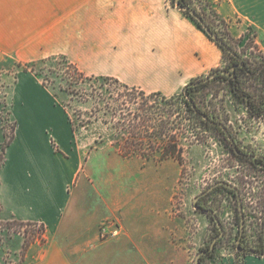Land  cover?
Masks as SVG:
<instances>
[{
    "label": "crops",
    "instance_id": "1",
    "mask_svg": "<svg viewBox=\"0 0 264 264\" xmlns=\"http://www.w3.org/2000/svg\"><path fill=\"white\" fill-rule=\"evenodd\" d=\"M217 10L254 26L264 51V0H219ZM54 55L168 96L221 58L195 20L165 0H0V68ZM25 89L20 115L8 101L17 128L0 169V219L46 227L23 263L192 264L175 211L183 164L125 156L108 125L77 128L64 105ZM107 221L119 231L103 237ZM252 255L243 264H264Z\"/></svg>",
    "mask_w": 264,
    "mask_h": 264
},
{
    "label": "rangeland",
    "instance_id": "2",
    "mask_svg": "<svg viewBox=\"0 0 264 264\" xmlns=\"http://www.w3.org/2000/svg\"><path fill=\"white\" fill-rule=\"evenodd\" d=\"M185 2V5L195 9L204 18L214 33L226 39L232 49L251 64L254 65L256 60H263L264 52L260 51L256 45L257 31L254 26L236 17H223L217 10L219 0H186ZM165 3L171 7H178L176 0H165ZM195 22L198 24L196 20ZM209 38L215 42L211 36ZM215 44L221 54L219 64L197 74L187 84L194 79L204 78L217 69L231 70L235 63L233 55L218 43L215 42ZM62 56L54 55L48 57L50 59L33 60L37 61L34 71L40 72L41 76L30 69L25 70L27 66H30L26 63L32 61L12 60L4 62L1 66L0 109L3 113L0 114V154L5 142V134H11V121L15 120V116L9 117L4 114L3 102L9 101L20 115L21 97L26 91L25 88L30 86L34 87L33 91L38 94V97L43 98L45 94H49L56 104L64 105L75 127L81 128L89 119L92 101L83 103L77 93L72 95L61 89L62 85H70L73 90L88 86L85 82L81 85L70 84L75 81L76 75L72 67H67V62L62 59ZM63 76H66L68 80H62ZM86 76L92 75L86 74ZM42 78L49 79L46 86L42 83ZM17 79L20 80L19 84ZM242 81L245 90L251 95L260 93L261 79L258 76L245 75L242 76ZM185 86L176 94L182 93ZM198 100L215 119L226 126L238 147L252 154L264 155V117L256 118L249 113L246 101L235 95L229 79L219 76L209 80L198 91ZM8 108L11 109V105ZM190 117L192 129L188 134L181 136V144L184 147L183 169L175 198V211L179 217L183 218L185 225V236L179 243L188 248L191 262L195 264L197 253L206 249L217 235L219 228L210 214L195 208L194 198L214 183L226 181L237 186L242 199L245 214L243 246L247 249L263 251L264 161L239 156L224 130H217L210 125L198 122L194 114ZM193 129L200 132L201 141L196 140ZM111 134L113 139L117 138L113 135L114 129H111ZM53 146L58 149L54 140ZM6 157L5 151L3 163ZM204 201L205 206L217 213L225 229V234L218 242L215 252L212 256L205 258L204 264H243L247 253L240 251L237 247L241 226L238 196L224 186H218ZM45 233L46 227L43 230L41 223L21 224L1 221L0 264H24L23 258L27 248L32 243L42 242ZM252 256L255 257V255Z\"/></svg>",
    "mask_w": 264,
    "mask_h": 264
},
{
    "label": "trees",
    "instance_id": "3",
    "mask_svg": "<svg viewBox=\"0 0 264 264\" xmlns=\"http://www.w3.org/2000/svg\"><path fill=\"white\" fill-rule=\"evenodd\" d=\"M181 1L183 4H186L184 0ZM185 13L195 19L198 22L199 27L211 36L195 17L187 11H185ZM221 39L228 44L226 39L222 37ZM215 42L224 48L216 40ZM256 45L260 51H263L257 43ZM224 49L227 50L226 48ZM236 53L238 55L237 58L233 56L235 61L237 59L238 63L243 62V66L238 68L234 75L228 76L225 74H218L215 77L222 76L229 79L235 95L246 101L249 113L256 118L264 117V56L262 55V61L256 60L253 65L247 59L243 58L242 55L238 54V52ZM62 57V59L67 62V67H72L76 75L75 81L70 84L81 85L84 82L88 83V86L77 90H73L70 85L61 86L62 90L69 92L72 95L77 93L80 97L79 99L83 103L92 101V106L89 112L90 117L86 123H83L82 126H88L92 122L101 121L102 123L108 125L109 128L114 129L115 134L113 135L117 138L113 139L112 135L110 137L113 139L115 144H117L120 152L125 156L138 155L144 158H155L158 160L172 157L182 163L184 147L181 144V136L182 134H188L190 129H192L191 114L196 116L198 122L200 121L205 125H210L217 130H224L222 127L212 125L200 114L204 113L208 115L210 121H218L201 105L198 100V91L205 86L208 81L196 86L186 85L182 93L168 96L163 94L161 91L147 92L138 86L129 85L112 76H86V74L83 73L74 63L70 62L66 56ZM28 64L30 66H27L25 70H36L35 66L37 65V61L27 62L26 65ZM34 72L36 75L41 76L40 72ZM251 74L258 76L261 79L260 93L254 96L245 90L243 85L244 82L242 81V76ZM57 76H59V74H57ZM61 78L62 80H68L66 76ZM48 80L49 79L42 78V82L45 86L47 85L46 83ZM195 80L196 79L192 81ZM192 100L196 105L195 108L191 102ZM3 106L4 114L10 117L11 111L8 108L9 104L6 100L3 102ZM197 109L199 112H197ZM2 113L3 112L0 109V114ZM11 123V134H5V142L2 146L0 154V156L2 155L0 158V169L4 161L5 151L9 144L13 141L16 133L17 121L13 120ZM193 131L196 133V140L201 141L200 132L196 129H193ZM224 187L236 194L234 189L226 186ZM239 212L241 213L240 208ZM1 221H13L21 224L38 223L22 221L17 218H13L11 220L0 219V222ZM41 227L45 230L44 224H41ZM219 232L220 230L218 229L217 234ZM220 240L221 238L217 241L216 246ZM1 244L0 238V245ZM210 244L206 247V249H209ZM240 246L245 248L243 246L242 239ZM215 249L213 251H209L206 255L201 257L202 264H204L206 257L213 255Z\"/></svg>",
    "mask_w": 264,
    "mask_h": 264
},
{
    "label": "water",
    "instance_id": "4",
    "mask_svg": "<svg viewBox=\"0 0 264 264\" xmlns=\"http://www.w3.org/2000/svg\"><path fill=\"white\" fill-rule=\"evenodd\" d=\"M176 4H177L178 7H180L184 11L189 12L193 17H195L203 25V27L205 28V30L212 36V38L214 40H216L217 42H219L224 48H226L234 56H236V57L238 56L237 53L232 49V47L229 44H227L226 42H224L216 33H214L210 29V27L205 22L204 18L195 9H193L192 7H190L188 5L183 4V2L181 0H176ZM243 64H244L243 62H241L240 64H236V65H234L231 68V70L217 69V70H215L214 72H212L211 74H209L208 76H206L204 78L197 79L195 81L189 82L187 84V86H196V85L205 83V82L213 79L218 74H225V75H228V76L234 75L235 74V71H236L235 70L236 67H238L240 65H243ZM191 102L193 103V106L195 108L196 105L194 104L193 100ZM197 112H199L198 109H197ZM200 114H201V116H203V118L205 120L209 121L212 125L222 127L225 130L226 134L228 135V139L232 142L233 147H234V151L237 154H242L241 149L235 143V141L232 138L231 134L228 132L226 126L222 122H218V121H214V120L210 121V118H209L208 115H206L204 113H200ZM250 157L257 158V157H259V155L258 154H253V155H250ZM218 185H224L226 187L232 188V189H234L239 194V189L237 188V186H235V185H233V184H231L229 182H226V181H218V182L214 183L212 186H210L207 190H205L201 194H199L196 198H194V201L193 202H194L195 208L198 209V210H200V211L206 212L207 214H211L213 216L214 220L216 221L217 226H218V228L220 230V232L211 241V244H210L209 249H203V250H200L197 253L196 258H195V264H202L201 257L203 255H206L209 251H213L215 249V246H216L217 241L225 234V229H224L223 224L220 221V218L217 215V213L213 209H204V208H202L198 204V200H199V198L201 196L209 193L211 190L214 189V187H216ZM239 208L241 210V226H240V234H239V237H238V240H237V247H238V249L240 251L244 252V253L255 254L257 256H264V250L263 251H260V250H256V249H253V248L247 249V248H242L240 246L241 239H242V236H243V233H244V230H245V215L243 213V205H242V200H241L240 197H239Z\"/></svg>",
    "mask_w": 264,
    "mask_h": 264
},
{
    "label": "flooded vegetation",
    "instance_id": "5",
    "mask_svg": "<svg viewBox=\"0 0 264 264\" xmlns=\"http://www.w3.org/2000/svg\"><path fill=\"white\" fill-rule=\"evenodd\" d=\"M184 1H186V0H184ZM234 56V55H233ZM235 58H237L236 56H235ZM236 64H240V63H238V61H237V59H236V61H235V63L233 64V66L234 65H236ZM232 66V67H233ZM243 65H240V66H238V67H236V69L235 70H237L238 68H240V67H242ZM241 149V151H242V154H238L239 156H242V157H246V158H252V157H250V155H253L252 153H250V152H248V151H246V150H244V149H242V148H240ZM259 155V154H258ZM264 155H259V157H257V158H252V159H260V160H262V161H264ZM218 186H221V185H218ZM218 186H216V187H214V189L215 188H217ZM224 186V185H223ZM213 189V190H214ZM213 190H211L210 192H212ZM210 192L209 193H207V194H205V195H203V196H201L200 198H199V200H198V204L202 207V208H204V209H212V208H210V207H207V206H205V199H206V197L210 194ZM236 195L238 196V200H239V197H240V192H239V194L236 192ZM241 198V197H240ZM242 200V199H241ZM213 217V216H212Z\"/></svg>",
    "mask_w": 264,
    "mask_h": 264
},
{
    "label": "built area",
    "instance_id": "6",
    "mask_svg": "<svg viewBox=\"0 0 264 264\" xmlns=\"http://www.w3.org/2000/svg\"><path fill=\"white\" fill-rule=\"evenodd\" d=\"M110 223H111L110 221H107V222H105V223L102 224V226H101V235L103 237H107L109 235H115V234L118 233V231H119V228L118 227H116L112 231H109L108 230V227H109Z\"/></svg>",
    "mask_w": 264,
    "mask_h": 264
}]
</instances>
